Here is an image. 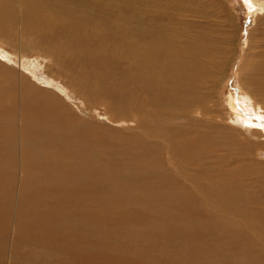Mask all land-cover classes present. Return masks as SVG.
I'll list each match as a JSON object with an SVG mask.
<instances>
[{
    "label": "bare ground",
    "instance_id": "6f19581e",
    "mask_svg": "<svg viewBox=\"0 0 264 264\" xmlns=\"http://www.w3.org/2000/svg\"><path fill=\"white\" fill-rule=\"evenodd\" d=\"M10 1H0V39L13 46L19 43L21 48L19 54L15 55L4 54L0 49V59H3L0 61L1 69L8 70L6 67H10L9 62H4L5 57L24 61L37 47V42H41L45 47L40 50L47 53L53 62L47 65L48 62L41 60L40 64L51 75L61 78L67 87L73 88L78 96L82 95L87 101L100 102L105 105V110H117L126 116L130 114L131 118L138 121L142 136L129 137L107 160L108 164L119 170V184L130 187L142 196L163 198L166 204L177 209L188 206L198 208L197 199L193 195V191L197 190L204 199L214 203L216 210L227 214L230 211L232 218L235 213H246L244 207L250 206L254 199L247 192L249 189L245 190L244 182L241 184L235 178L234 168L224 167L226 163L223 162L221 165L224 166H221L217 161L238 160L241 165L244 156L253 155V143L245 138L241 139L242 136L239 138L233 135L232 128L225 122L216 123V117H223L222 114L216 115L208 108L211 97L207 89L212 84L213 75L215 78L217 71L224 72L228 65L225 63L228 62L227 52L232 53L233 50L227 51V47L222 45L224 41L217 27L218 23H209V20L203 19L206 15L203 7H185L177 0L168 1L165 6L158 1L152 2L143 10L137 7L134 0H124L125 4L120 0H21L18 7L13 2L9 3ZM249 4L253 11L260 9L256 8L255 1L251 0ZM16 24H19V30ZM228 56L230 58V54ZM39 57L42 55L39 54ZM20 67L23 69L24 66ZM19 70L15 71L16 83L9 80L8 73H3L4 77H0V87H5L10 81L14 92L8 95L7 85L4 90L6 94L0 93V140L10 132L17 133L12 127H16L18 123V136L22 138L20 160H24V142L28 144L31 141V148L34 149L31 153L36 161L39 163L44 160L54 164L57 147L53 141L65 138L73 129V123H66L67 118L64 117H70L73 109L58 94L59 91L67 90L58 88L57 92L55 83L52 84L54 80L40 81L29 72ZM246 83L253 93L247 92L244 85L239 84L242 85L241 89L248 96L251 94L252 100H249L252 104L262 107L264 111V105L255 98L258 96L264 99V75L248 77ZM16 89L18 93L15 95ZM221 93V89L217 91V95L221 96ZM229 96V104L236 117L247 127L252 124L257 136H264V117L254 113V119H249L246 111L249 112L251 108L241 102L244 98L239 100L240 94L234 92ZM15 98L19 100V103L18 100L15 102L19 104V111L9 113L7 105L15 101ZM254 108L256 111V107ZM259 108L256 113L262 112ZM126 116H120L122 119L118 121H130V117ZM28 123L35 130L29 129ZM41 132L43 136L40 135ZM44 132L52 135V138H47ZM90 134L96 135L93 130ZM124 136L114 135L118 139ZM9 147L0 144V150L6 149L8 153ZM0 157L4 158L5 154L0 152ZM1 164L0 160V180L5 173ZM241 175L245 177L244 173ZM67 191L70 193L68 198L42 201L46 197L45 192L35 196L34 192L23 190L18 196L5 187L2 190L0 183V260L9 251L15 258V238L27 235H44L45 239L58 238L71 252H76L83 264H223L228 263L227 258L235 254L242 252L246 255V243H242L243 240L246 241L240 231L234 232L227 225L229 236L218 237L222 228L216 225L215 215L209 219L214 220L215 225L202 224L194 229L189 217L196 216L199 209L186 212L185 222L181 215L180 237L172 238V230H164L163 233L150 236L157 243L147 241L141 244L137 239L143 234L132 227L125 229L126 225L121 223L128 213L94 215V211L100 207L99 192L91 194L94 204L83 209L79 205V198L86 195L89 188L78 185L76 189L69 188ZM30 198L33 202H30ZM13 200H17L16 209L13 207ZM44 204L47 205V210L41 207ZM64 209H68L72 217L66 216L62 211ZM12 220L15 228L13 238L9 239L13 245L8 247L6 242L10 240L3 231L8 229ZM230 231L234 234L231 232L233 235H230ZM90 232L100 238H90ZM163 235H168L170 241H177L176 245L186 244L187 250H175L171 244L161 248L157 238ZM42 237L38 240L44 239ZM203 239L205 242L195 248L194 243ZM224 243L233 246L232 252ZM55 247L57 246L52 248ZM255 248L253 246L252 250ZM217 254L221 258L213 260L211 257ZM255 263L254 259L248 262ZM8 264L24 263L15 259Z\"/></svg>",
    "mask_w": 264,
    "mask_h": 264
},
{
    "label": "rangeland",
    "instance_id": "374dc122",
    "mask_svg": "<svg viewBox=\"0 0 264 264\" xmlns=\"http://www.w3.org/2000/svg\"><path fill=\"white\" fill-rule=\"evenodd\" d=\"M19 1L21 2V0H11L9 3L13 2L12 4L13 5L15 4L14 6L18 7ZM121 1L123 2V4H125L124 0H120V2ZM134 1L136 2L137 7L143 10L152 2L158 1L161 2L163 6H165L166 3L171 0H142V1L134 0ZM175 1L176 0H172V2ZM250 1L251 0H200L199 2V0L198 1L177 0V2L181 3L185 7L195 6L198 7L199 9H202L203 7V10L206 11L205 17L207 16L206 18L203 17V19L205 21L209 20V23H213V24L214 22L216 24L218 23L217 27L219 28V31H221L220 33L222 34L221 35L222 41H224L222 45H225V47H227L226 48V50L228 49L227 51L233 50L232 53L231 51L227 52L228 55L230 54V58L233 61L227 55L228 62H225L223 59L226 65L228 63V65L224 68V72L217 71L215 73V78L213 75L212 78L213 81L211 80L212 84H210L207 89L208 91L207 93L210 94L211 97V100L208 104V108L212 113H215L216 115L222 114V116L224 117L225 120L222 119L223 117L217 116L216 117L217 119L215 120L216 123L223 124L225 122L227 125H230V127L232 128L233 135L239 138L242 136L241 139L245 138L249 143L251 144L253 143L252 150H254L255 152L253 151L251 153L253 155L244 156L243 157L244 161H241L242 163L241 165L239 164L238 160H233V162L230 160L217 161V164L220 165L222 162L224 164L226 163L225 166L224 164H222L221 166L227 168L230 167L232 169L234 168L235 178L236 179L238 178L237 180L241 184L242 181L244 182L245 185L243 187L245 188V190L249 189L247 190V192L249 191L248 193L252 195V197L254 198L252 199L253 200L252 202H254V200L258 201V202L256 201L257 204L256 202L254 203L251 202L250 206H245L244 208H246L245 209L246 213L245 211L241 212L240 214L232 213L234 214L232 218L230 211H228L227 214V212L216 210L214 207V203L204 199L201 192L197 190L193 191V195L195 199H197L196 201L198 208H196L195 206H188L187 208L181 207L180 209H177L176 207L173 208L170 207V205L166 204L163 198L160 199V198H154L152 196H145V195L142 196L134 192L130 187L119 184L118 182L119 170L116 169V166H112L108 164L107 160L109 156L113 152H115V150L119 147V145L127 141L129 137L142 136L138 121L134 117H132L134 119L133 121V119L130 117L132 115L130 114L126 116L125 114L118 113L117 110H112L111 112L107 110V108L105 110V105L100 104V102L94 103L89 100L87 101L85 98H83L82 95H79L81 97L80 98L78 94L73 90V88L67 87L68 85L64 81H62L61 78L56 76L54 77V75H51L46 70L45 66H42L40 64L41 60H43L44 63L48 62L47 65H51L53 62L51 61V58L47 53L40 50V48L45 47L41 42H40L41 45L39 44V42H37L38 48L36 47L35 49H33V51L30 52V54L23 59L24 61L20 60L19 58L18 60L14 58L10 60L5 57L4 62L7 63L9 62L8 65L10 67H6V69L8 70H4L0 68V77H4L3 73H8L9 80H11L13 83H16L14 81L16 79L15 71L17 72L20 71L19 69H21L26 71L27 73L29 72L33 77H37L38 79L37 78L36 79L40 81L43 79L45 81L56 80L55 82L53 81L52 84L55 83L54 85H56L55 88L57 92H58V88L67 90V92L59 91L58 94H60L64 99H66L69 105H71L70 107L73 109V114L70 115V117L64 116L67 118L65 120L66 123L68 124L73 123V129L68 134H66L65 138L60 137L58 140L53 141L54 146L57 147L56 148L57 159L54 158V164L52 163L50 164L44 160L40 161L39 163L36 161L35 156L32 155L31 153V150H34L31 148L32 147L31 141L30 143L28 141V144L24 142L23 144L24 160L23 161L20 160L21 155L19 153L22 152L20 150V142L22 144V138L18 136L19 125L17 123L16 127H12V129L14 128L13 130L17 131V133L12 134L10 132L9 134L2 136L0 140V144L2 143L4 147L7 148L8 146H10L9 153L7 152L6 149L0 150V152H3L5 154L4 158L0 157L2 163L1 166L5 170L4 171L5 173L2 174L3 176L1 175V180H0L2 190L5 187L6 189H10L11 191H13L14 195H18V196L21 193V191L23 192V190L29 192L32 191L34 192L35 196L42 195L43 192H45L46 197L42 201H55V198H59V197L68 198L70 196V193H68L67 191L69 188L76 189L78 185H83L89 188V191L86 195L79 198V205L83 209L91 207L94 204V200L91 194L95 191L99 192L100 207L98 210L94 211V215L99 213L101 215L113 216L120 213H126V214L128 213L129 215L127 214V217L122 218L121 223H124L126 225L125 229L132 227L134 230L139 231L143 234L140 238L137 239L140 241L141 244H145L147 241L157 243V241L152 240L150 236L155 235L156 233H163L165 232L164 230L166 231L168 230L169 232H171L172 230L171 233L172 238L180 237L181 234L179 231V226L182 225L181 215L183 216V221H184L186 217V212L199 209L200 211L198 210L196 216L193 215L189 217V221H191L192 227L194 229L199 228V226L202 224H206L210 226L214 223L215 225V222L213 221L216 220V223H218L216 225L219 226L220 229L222 228V230H220V234L218 235V237H222L223 235L229 236V232L227 229L228 226L230 225L229 229L233 230L234 232L240 231L241 233L240 235L244 237L246 241L244 242L243 240L242 242L243 244L246 243V255L242 252L239 254H235V256H230L227 258L228 263H223V264H246V263L248 264V262L251 259H254V261H256L255 264H264V188H263L264 187V169H263L264 168V146H263L264 136L262 135L257 136V134L253 130L252 124L251 126L248 127L245 124H243L241 122V119L240 118L238 119L236 117L237 116L236 113L233 112V109L229 104L231 98L229 95L232 96L233 92L238 93L241 96L239 100H242V98H244V100L241 102H243L244 105H247L249 108H251L249 112L246 111L247 115L249 116V119H254L255 116L254 113L257 114V116L264 117L263 108L262 107L259 108L257 105H253L251 101L252 100L251 94H249L250 96H248V94L241 89L242 85H244L247 92L250 91L253 93L252 88L247 86L246 78L251 76L260 77V75H264V43H263L264 42L263 39L264 11H262L264 10V0L263 1L252 0L255 1L256 8L259 7L260 9H262L260 10L257 8L254 11L252 9L253 8L252 5L250 6L249 4ZM198 4L199 5L202 4L203 6L202 5L199 6ZM206 9L209 11V14ZM258 10L262 12L259 13ZM211 13H213L214 15ZM18 27L19 24L16 28L18 29ZM228 43L230 44L231 48L229 47ZM19 45H20L19 43L18 45L16 43L15 46L9 45L8 41H4L0 39V49L3 50L4 54H10V55H15V53L19 54L21 48ZM39 54L42 55L41 58L39 57ZM2 60L0 59L1 62ZM19 62H22V64L21 63L19 64ZM234 64L236 65L234 66ZM20 66L22 67L24 66L23 69ZM33 67H35V69H33ZM11 74L13 75V79H11ZM30 74L28 75L31 77ZM224 75H226V77ZM10 83L11 82L9 81L8 84L7 83L5 84L6 85L5 87L4 86L3 88L0 87V93H2V95L6 94L5 93L6 91L4 90L6 89L7 85H8L7 88L9 90V91L7 90V94L10 95L11 93H14L12 90V86H10ZM239 84L242 85L240 86ZM52 87L54 88V86ZM220 89L222 90L221 96L217 95V91H219ZM240 90L241 92H239ZM17 93L18 92L16 89L15 95ZM246 96L248 97L246 98ZM255 98H257L256 100H258L262 105H264L263 98H260L258 96H256ZM14 100H15L13 101L14 103L10 102V104L7 105V109L9 113L10 112L14 113L15 110H17V113L19 111V104H17L19 103V100L18 98H15ZM17 100L18 102L15 103ZM261 104L259 106H261ZM11 105H13L15 108L18 105V107L16 109H13L14 107ZM254 107H256V111H258L257 108H259V110H261L262 112L256 113ZM120 116L130 117L129 118L130 121L128 122L118 121L122 119ZM182 120H181L182 122H185V119ZM28 124H29L28 128L30 129L31 128L30 123ZM37 126H38V121H37ZM248 128L249 129L251 128V130H249ZM31 129L35 130V128H31ZM242 129H246L251 133L249 132L245 133L244 130ZM92 130L94 133H96L95 136L90 134V131ZM44 133H46L45 136L47 138H52V135L48 134L47 132ZM42 134L43 133L41 132L40 135L43 136ZM115 134H122L125 136L122 139H118L117 137H114ZM27 150L29 152H27ZM37 152H39V149ZM41 156H43L44 159V154H42ZM248 161L252 163L250 164ZM236 163H238L240 167L238 166V164L236 165ZM244 164L247 165L244 166ZM254 165L257 167H254ZM241 167L242 169H240ZM242 173H244L245 177H242L241 175ZM258 175H260V177ZM250 183L251 185H249ZM257 184L261 187L257 186ZM246 186L249 188H246ZM252 188L254 189V191ZM194 193L196 194V196ZM16 202H14L13 200L14 203L13 207L15 209H16V204H15ZM30 202H33L32 198H30ZM37 202L38 200L35 203ZM108 206L112 208L108 209L107 208ZM41 207L45 208L46 210L48 208L47 205L45 204L42 205ZM15 209L13 211L14 215H15ZM62 211L65 213L66 216L68 215L69 217H72L68 212L69 211L68 209L67 210L64 209ZM224 213H226L227 215L226 214L224 215ZM213 215H215L217 219L214 217V220H209L210 217ZM13 224L14 221L12 220L9 223L10 226L8 227V229L3 231L4 234L7 233L8 236L7 239L13 238L12 234L14 233L13 231L15 228V225ZM223 228L224 229L227 228L226 229L227 231L224 230ZM231 232L232 231H230V235L232 233L234 234V232L232 233ZM42 236L44 237V235L38 237L36 236L33 237L31 235L16 237L15 238V243H16L15 246L17 248L16 257L14 258L10 251L6 253V256L2 254L4 256L3 259L4 258L5 259L4 260L1 259L2 261L0 260V264L3 263L8 264L11 261H14L15 259L16 261H21L24 264H79V263L83 264V261L77 257L76 252L75 251L71 252L70 251L71 249L69 247L66 246L67 247L66 248L63 242L57 240L58 238L54 239L47 237L45 239L44 237L45 240L44 239L38 240V238ZM1 237L2 234L0 233V239ZM29 237L31 238L30 240ZM91 237L100 238V236L90 232V238ZM153 238L155 239L156 237L153 236ZM9 240L10 241L6 242L8 247L13 245L11 239ZM157 240L159 245L160 246L162 245L161 248L165 247L166 245L169 246L171 244L175 250L177 249L180 250L183 249V251L187 250L186 244L185 245L181 244V246L176 245L177 241H170L168 235L160 236L157 238ZM59 242H61L62 244L61 243L59 244ZM204 242L205 239L196 241L194 243V247L198 248ZM53 243H57V244H53ZM224 244L228 246L227 243ZM54 245L57 246L55 247V249L52 248ZM140 246L142 245L139 246L135 245V247H140ZM253 246L256 247L254 251L252 250ZM231 247L228 246V248H230L228 250L232 252ZM66 250L69 251L67 252ZM73 253H75L74 257L72 255ZM211 258L213 260H217L220 259L221 257L219 256V254H217V255H213Z\"/></svg>",
    "mask_w": 264,
    "mask_h": 264
}]
</instances>
